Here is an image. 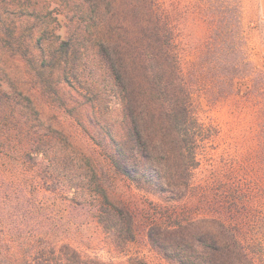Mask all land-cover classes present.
Segmentation results:
<instances>
[{"label": "trees", "instance_id": "trees-1", "mask_svg": "<svg viewBox=\"0 0 264 264\" xmlns=\"http://www.w3.org/2000/svg\"><path fill=\"white\" fill-rule=\"evenodd\" d=\"M193 14L208 32L188 80L164 0H0V264H149L82 251L73 232L90 224L119 253L145 232L170 264H261L252 183L231 169L215 189L195 184L219 136L195 92L264 142V70L246 51L241 0H196ZM98 152L157 202L112 191Z\"/></svg>", "mask_w": 264, "mask_h": 264}, {"label": "rangeland", "instance_id": "rangeland-1", "mask_svg": "<svg viewBox=\"0 0 264 264\" xmlns=\"http://www.w3.org/2000/svg\"><path fill=\"white\" fill-rule=\"evenodd\" d=\"M196 0H164L166 11L174 15V21L179 31V48L181 51V64L184 76L189 80L193 63L198 59V51L201 48L208 29L205 24L199 22L193 14V5ZM260 0H241L243 9L242 27L246 39V51L253 66L264 70V20L258 13ZM186 11V15L184 12ZM66 20L63 16L58 19L59 34L66 35ZM205 87L197 88L195 92L198 111L203 120L210 121L218 126L219 136L217 141L208 149L202 168L196 174L195 184L209 191L215 189L213 186L221 177V173L232 170H240L238 175L252 183L257 193L260 217L264 220V142L252 127L248 117H242L233 113L230 106L225 103L216 105L207 102L203 93ZM62 115V113H60ZM67 125L82 138V141L93 148L81 130L76 127L69 118H64ZM97 160L103 167L109 188L120 195H126L129 200L141 204L157 202L154 197L145 196L136 190L129 182L116 175L110 170L108 164L98 152ZM236 159V163L230 167V161ZM239 160H241L239 162ZM249 182V183H248ZM197 196L192 197L190 206L194 205L197 210ZM206 213L209 211L204 210ZM73 236L81 246L82 251L97 256L107 262L119 263L126 261L130 256L140 257L149 264H170L148 244L145 232H142L137 241L130 244L125 252L119 253L105 244L104 235L96 224L84 225L73 232ZM260 241L257 243L260 253L261 264H264V227L258 230Z\"/></svg>", "mask_w": 264, "mask_h": 264}, {"label": "crops", "instance_id": "crops-1", "mask_svg": "<svg viewBox=\"0 0 264 264\" xmlns=\"http://www.w3.org/2000/svg\"><path fill=\"white\" fill-rule=\"evenodd\" d=\"M258 13L261 16V19L264 20V0H260L258 4Z\"/></svg>", "mask_w": 264, "mask_h": 264}]
</instances>
